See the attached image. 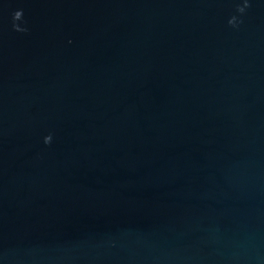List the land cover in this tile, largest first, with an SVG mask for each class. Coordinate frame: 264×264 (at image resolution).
Segmentation results:
<instances>
[{
	"label": "water",
	"instance_id": "95a60500",
	"mask_svg": "<svg viewBox=\"0 0 264 264\" xmlns=\"http://www.w3.org/2000/svg\"><path fill=\"white\" fill-rule=\"evenodd\" d=\"M0 264H264V0H0Z\"/></svg>",
	"mask_w": 264,
	"mask_h": 264
},
{
	"label": "clouds",
	"instance_id": "9594fccd",
	"mask_svg": "<svg viewBox=\"0 0 264 264\" xmlns=\"http://www.w3.org/2000/svg\"><path fill=\"white\" fill-rule=\"evenodd\" d=\"M248 5L246 4L245 7H247ZM245 7H238L237 11H239L240 13H243L245 11ZM22 14H23V10H17L13 13V21H18L22 18ZM229 24L235 26V17H233L231 20H229ZM13 27L16 28L17 30H20L19 28H17V26L15 25V23L13 24ZM51 141V136H48L45 138V143H49Z\"/></svg>",
	"mask_w": 264,
	"mask_h": 264
}]
</instances>
